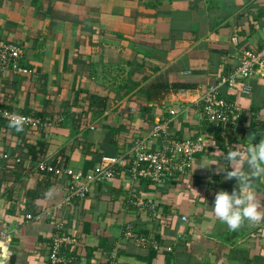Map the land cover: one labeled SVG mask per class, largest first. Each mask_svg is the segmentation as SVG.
<instances>
[{"label": "crops", "instance_id": "0c3cea01", "mask_svg": "<svg viewBox=\"0 0 264 264\" xmlns=\"http://www.w3.org/2000/svg\"><path fill=\"white\" fill-rule=\"evenodd\" d=\"M0 41L22 46L19 63L30 70L0 71V107L48 123L24 138L0 119V264H44L55 231L49 216L25 220L60 203L65 182L46 180L29 147L43 142L41 161L85 174L170 117L168 108L185 105L168 132L210 136L209 152L197 155L186 176L158 187L120 175L56 211L65 232L78 237L80 264L105 260L113 248L119 264H264V221L229 231L211 211L216 193L236 186L217 172L232 167L222 153L235 148L194 104L235 71L243 50L264 44V0H0ZM248 83V96L241 83L219 89L256 113L249 148L264 140V78ZM98 99L100 114L92 109ZM252 183L264 212V179ZM139 199L153 209L137 208ZM127 229L147 246L126 237Z\"/></svg>", "mask_w": 264, "mask_h": 264}, {"label": "built area", "instance_id": "2783aa9c", "mask_svg": "<svg viewBox=\"0 0 264 264\" xmlns=\"http://www.w3.org/2000/svg\"><path fill=\"white\" fill-rule=\"evenodd\" d=\"M24 53L22 46L0 41V71H10L14 74L29 73L30 70L19 63L24 57ZM257 76L264 78V44L260 48L243 50L235 71L223 78L219 85L211 86L204 95L194 102L195 105H198L200 118L217 128L226 143L242 153L246 152L250 143L245 138L246 133L254 131L252 130L253 125L258 124L257 115L252 109H244L236 101L221 96L219 88L225 84L229 90H235L241 83V93L248 96L251 93V85L248 80ZM188 109V105L168 108L170 117L164 118L162 123L156 124L145 135L136 136L130 145L117 150L116 154L102 155L95 167L85 174L64 164L48 161L36 163L35 168L39 173H51L56 178H64L65 181L60 203L47 207L39 214L25 215L26 221L40 219L42 215L49 216L53 221L55 231L50 237L44 264H80V257L76 253L78 237L65 232L64 221L56 214L57 210L63 207L70 209L76 201L82 200L89 193L94 192L98 185L114 180L120 175L123 179H128V182H131L130 185H134L140 179H145L162 187L177 176H186L197 155L209 152L208 138L210 136L205 132H200L194 137H176V134L168 132L172 120L180 117L181 113ZM13 115L25 117L24 126L35 135H39L40 128L48 124L47 121L44 122L39 117L16 114L0 107V119L5 123L9 124ZM156 141H158L157 146L151 145L156 144ZM29 163L27 164L29 165ZM133 204L140 209L152 210L154 207L153 205L148 206L140 199L133 201ZM157 215L158 213L154 209V217ZM181 220L186 221L188 218L186 215H181ZM124 235L144 246H147L149 242L143 237L139 239L131 229H127ZM160 246L159 243L152 242L153 249L158 251ZM167 249L170 251L171 247H167ZM116 255L117 248H113L105 260H91L86 264H119Z\"/></svg>", "mask_w": 264, "mask_h": 264}, {"label": "clouds", "instance_id": "9594fccd", "mask_svg": "<svg viewBox=\"0 0 264 264\" xmlns=\"http://www.w3.org/2000/svg\"><path fill=\"white\" fill-rule=\"evenodd\" d=\"M25 122V117L13 115L8 127L19 132L23 130ZM222 157L232 167L216 171L223 172L225 180L235 179L236 186L231 193L224 190L216 193L211 206L213 215L229 231L238 230L245 222L255 224L264 221V212L259 210L252 183L253 179H264V140L252 144L246 152L233 149L222 153Z\"/></svg>", "mask_w": 264, "mask_h": 264}, {"label": "trees", "instance_id": "16d2710c", "mask_svg": "<svg viewBox=\"0 0 264 264\" xmlns=\"http://www.w3.org/2000/svg\"><path fill=\"white\" fill-rule=\"evenodd\" d=\"M97 98H99V97H97ZM95 99V96H91V104L93 103V100ZM102 101V102H101ZM103 104V105H102ZM105 103H104V101L102 100V99H98V101L95 103V106H93L92 105V109H96V111L97 110H99L98 111V113L100 114L101 112H103V110H104V108H105ZM91 106V105H90ZM2 108V107H1ZM27 127L26 126H24L23 127V130L22 131H19V133H21V134H26V132H27ZM217 133H215L216 135L215 136H218V138L219 139H222L221 137H220V133H219V130H217L216 131ZM24 138H25V135L23 136ZM39 144V149H35V148H33V147H29V151H30V154H31V160H35V161H41L42 160V158H43V154H44V151H45V144L43 143V142H40V143H38ZM230 149H233V147H231ZM45 176V179L47 180H49L50 178H52V177H56V176H54L53 174H51V173H46V174H44ZM39 186H38V188L36 189V191L34 192V193H31V195L32 196H35L37 193H39ZM41 195V194H40Z\"/></svg>", "mask_w": 264, "mask_h": 264}, {"label": "water", "instance_id": "95a60500", "mask_svg": "<svg viewBox=\"0 0 264 264\" xmlns=\"http://www.w3.org/2000/svg\"><path fill=\"white\" fill-rule=\"evenodd\" d=\"M257 135H258V134L255 133V132H248V133L246 134V139H247L248 141L253 142V141L255 140V138H256Z\"/></svg>", "mask_w": 264, "mask_h": 264}]
</instances>
